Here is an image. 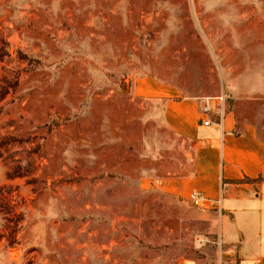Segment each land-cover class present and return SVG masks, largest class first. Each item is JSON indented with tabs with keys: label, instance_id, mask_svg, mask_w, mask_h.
Here are the masks:
<instances>
[{
	"label": "rangeland",
	"instance_id": "rangeland-1",
	"mask_svg": "<svg viewBox=\"0 0 264 264\" xmlns=\"http://www.w3.org/2000/svg\"><path fill=\"white\" fill-rule=\"evenodd\" d=\"M147 76L264 140V0H0V264H226Z\"/></svg>",
	"mask_w": 264,
	"mask_h": 264
},
{
	"label": "crops",
	"instance_id": "crops-1",
	"mask_svg": "<svg viewBox=\"0 0 264 264\" xmlns=\"http://www.w3.org/2000/svg\"><path fill=\"white\" fill-rule=\"evenodd\" d=\"M134 94L164 99L165 121L195 149L193 173L165 177L160 186L186 200L194 190L212 200L206 209L217 216L226 264H264V140L256 126L239 124L232 110L206 115V101L180 97L150 76L138 79Z\"/></svg>",
	"mask_w": 264,
	"mask_h": 264
},
{
	"label": "built area",
	"instance_id": "built-area-1",
	"mask_svg": "<svg viewBox=\"0 0 264 264\" xmlns=\"http://www.w3.org/2000/svg\"><path fill=\"white\" fill-rule=\"evenodd\" d=\"M213 109L214 105H212L210 101L206 102L203 106V112L206 115L212 113ZM220 116H222V113L220 114ZM205 124H209L208 119L205 121ZM187 200L190 201L192 204L202 208H208L209 205L212 203V200L209 197H207L203 192L198 190L192 191L187 197Z\"/></svg>",
	"mask_w": 264,
	"mask_h": 264
},
{
	"label": "bare ground",
	"instance_id": "bare-ground-1",
	"mask_svg": "<svg viewBox=\"0 0 264 264\" xmlns=\"http://www.w3.org/2000/svg\"><path fill=\"white\" fill-rule=\"evenodd\" d=\"M189 264H193V263H189Z\"/></svg>",
	"mask_w": 264,
	"mask_h": 264
}]
</instances>
